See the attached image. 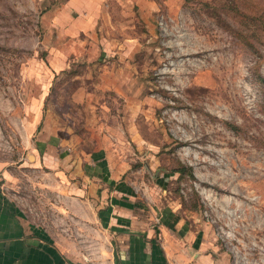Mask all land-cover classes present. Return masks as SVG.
Masks as SVG:
<instances>
[{
    "label": "rangeland",
    "instance_id": "rangeland-1",
    "mask_svg": "<svg viewBox=\"0 0 264 264\" xmlns=\"http://www.w3.org/2000/svg\"><path fill=\"white\" fill-rule=\"evenodd\" d=\"M62 1L0 0L3 190L35 221L69 230L41 169L27 161L25 132L33 120L39 137L72 123L58 136L75 133L79 147L90 149L93 131L135 187L145 217L154 219L157 209L158 221L168 214L188 220L226 264H264L263 92L256 81L257 72L264 76V0H105L113 22L107 31L137 37L123 79L106 82L95 63L50 69L45 12ZM78 82L91 95L81 103L68 96ZM178 162L192 176L172 171Z\"/></svg>",
    "mask_w": 264,
    "mask_h": 264
},
{
    "label": "crops",
    "instance_id": "crops-1",
    "mask_svg": "<svg viewBox=\"0 0 264 264\" xmlns=\"http://www.w3.org/2000/svg\"><path fill=\"white\" fill-rule=\"evenodd\" d=\"M112 26L105 0H63L47 10L44 36L50 69L58 72L78 62L95 63L102 81L122 80L137 37L114 35L107 31ZM69 72L71 79L81 77ZM68 96L75 103L91 98L79 82ZM38 124L33 120L26 126L27 161L41 169L54 196L50 204L70 228L56 230L35 221L0 184V264H226L222 254L206 247L207 239L188 220L168 214L158 221L157 209L154 219L145 217L135 187L123 179L124 169H118L117 160L93 131L89 135L96 138V145L83 149L75 133L58 136L59 130H72V123L56 126L42 137ZM32 130L38 134L34 139L27 137Z\"/></svg>",
    "mask_w": 264,
    "mask_h": 264
},
{
    "label": "trees",
    "instance_id": "trees-1",
    "mask_svg": "<svg viewBox=\"0 0 264 264\" xmlns=\"http://www.w3.org/2000/svg\"><path fill=\"white\" fill-rule=\"evenodd\" d=\"M256 81L263 92L260 103V112L264 115V76H262L259 72H257L256 74ZM224 123L228 128L232 129L234 132H237L239 130V126L234 122L224 120ZM171 170L177 171L178 173L186 172L188 175L192 176L190 165H185L181 162H178V165L173 167Z\"/></svg>",
    "mask_w": 264,
    "mask_h": 264
}]
</instances>
